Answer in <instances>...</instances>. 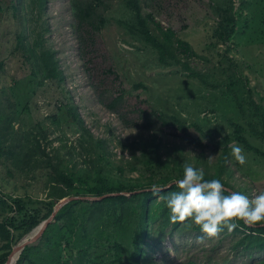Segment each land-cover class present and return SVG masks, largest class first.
I'll list each match as a JSON object with an SVG mask.
<instances>
[{
    "label": "trees",
    "instance_id": "16d2710c",
    "mask_svg": "<svg viewBox=\"0 0 264 264\" xmlns=\"http://www.w3.org/2000/svg\"><path fill=\"white\" fill-rule=\"evenodd\" d=\"M111 1L69 0L74 21L71 27L80 55L84 54L88 45L95 44L96 36L108 28L112 19L122 45L141 56L150 55L156 68L171 69L174 74L191 80L192 86H199L208 92L218 90V93L229 96L228 105L219 107V110H223L230 131L219 142L223 145L215 144L214 150L220 153L212 163L203 155L196 165L191 164L190 159H182L174 153L162 159L158 154L161 143L157 135L129 145L125 141H118L121 153L127 149L131 153L129 158L123 157L115 162V153L110 148L111 140L99 138L91 132L67 92H64L63 71L56 51L46 38L49 32L45 18L48 0H0V13L10 14L16 26L13 54L20 58L23 75L26 69L30 70L27 86L17 89L22 81L14 78L0 82V99L3 95L8 98L9 92L8 96L14 94L18 105L16 108L9 98L12 106H0V163H9L29 179L41 173L46 189L45 199L33 200L32 197L5 193L0 188V264H5L13 246L46 220L62 198L109 194L116 195L96 202L76 200L64 205L35 244L25 246L15 264H154L152 253L167 237L172 238L181 232L201 231L195 225L170 223L166 203L157 202L153 185L162 189L159 195L167 197L171 192L178 191L175 181L182 178L183 165L188 163L200 169V164L205 180L219 179L228 192L238 191L245 195L243 186L235 187L229 182L233 172L228 167L230 148L225 144L233 142L242 147L250 154L251 160H264V107L250 99L251 93L245 89L246 84L239 87L242 74L236 61L227 55L229 49L220 50V46L232 40L237 32L238 12L250 3L254 5L255 18L254 23L250 21L254 37L251 42L264 43V6L259 8L262 1L242 0L237 9L234 0H213L212 11L217 23L207 48L219 50L215 60L201 55L189 40L173 28L163 27L151 9L153 0H116L123 10L117 19L106 16L110 12ZM194 62L202 63L206 69L199 70ZM2 71L3 63L0 62V73ZM105 73L112 75L114 71L108 69ZM35 81L38 86L51 83L65 94L60 109L68 119L67 123L71 122L80 134L78 146L72 147V151L76 148L80 150L78 154L83 156L84 166L77 165L71 158L59 156L58 150L62 146L52 149V153L46 151L50 141L47 140L46 126L41 122L35 123L31 130H22L21 127L14 129V123L22 120L17 109L27 111L30 82ZM242 91L249 93L247 100L241 97ZM120 92L107 98L105 108L110 113H117L124 103L125 91L121 89ZM215 110L209 108L208 111ZM140 113L146 118V124L141 128L143 130L160 132L162 128H172L185 134L189 129H199L195 122L188 123L177 112L169 114L152 108ZM50 119L58 127V119ZM201 135L205 138L203 133ZM212 140L208 138V141ZM40 141H44L45 147ZM192 142L197 147H205L199 140ZM11 172L7 168L8 176H12ZM171 183L172 187H167ZM226 231L225 228L221 233ZM235 233H241L242 237L234 248L248 253L264 251V227L248 228L240 223L230 232ZM256 264H264V260Z\"/></svg>",
    "mask_w": 264,
    "mask_h": 264
},
{
    "label": "rangeland",
    "instance_id": "374dc122",
    "mask_svg": "<svg viewBox=\"0 0 264 264\" xmlns=\"http://www.w3.org/2000/svg\"><path fill=\"white\" fill-rule=\"evenodd\" d=\"M241 1L234 0L235 8L238 9ZM249 1L254 2V0ZM256 1H262L259 8L264 6V0ZM152 4L151 9L163 27L173 28L189 40L201 55L210 56L215 60L217 51L207 48L217 23L212 11L213 0H153ZM253 8L254 5L250 3L240 9L237 14V32L232 40L220 46V50L223 52L229 49L227 55L233 58L234 62L236 61L243 75L240 76L239 80L242 83L239 87L246 84L245 89L250 90L251 93L250 99L264 107V43L251 42L254 38L251 34V22L254 23L255 19ZM122 12L119 2L112 0L110 12H107L106 16L117 19ZM45 18L49 28L46 35L48 44L56 51L63 71L64 92H67L91 132L99 138L111 140L110 148L115 153L113 158L115 162L123 157L129 158L131 153L128 149L121 153L118 141H125L129 145L139 139L150 140L152 135H157V140L161 143L158 154L162 159H167L174 153L182 159H190L193 165L197 164L201 155L206 160L209 156H215L214 159L209 160L210 163L216 160L220 152L214 150L215 144L223 145L219 142L230 131L223 110H219V107L228 105L229 96L218 93V90L208 92L199 86V88L192 86L191 80L174 74L171 69L156 68L150 55L141 56L122 45L118 28L112 19L108 28L96 36L95 44L88 45L84 54L80 55L71 27L74 21L70 13L69 0H48ZM15 31L16 26L10 14L0 13V62L3 63L0 82L4 83L9 78H14L16 81H22L19 82L17 88L19 89L29 83L27 76L30 70L26 69V74L23 75L20 58L13 54ZM194 66H198L202 71L206 69L200 62H194ZM108 69L114 73L112 75L105 73ZM30 83L27 111L17 109L21 113L22 120L14 123V129L21 127L22 130H31L35 123L41 122L46 126L47 140L50 141L46 151L50 153L52 149L62 146L63 148L58 150L59 156L71 158L77 165H83V156L78 154L80 150L76 148L72 151V147L78 146L77 140L80 134L76 132L71 122L67 123L68 119L60 109L65 94L50 85L51 83H44L41 86H38L36 81ZM137 84L142 86L139 87ZM135 85L137 87H134ZM121 89L125 91L124 103L118 108L117 113H110L105 108L107 98L121 93ZM8 95L9 92H7L8 98L6 95L1 97L0 106L6 107V104L12 106L8 102L10 98L17 108L14 94L10 97ZM241 97L247 100L249 93L242 91ZM244 104L247 106L245 101ZM152 108L169 114L180 113L188 123L195 122L199 129H189L185 134L172 128H162L160 132L143 130L141 128L146 124V118L140 111L148 112ZM209 108L216 110L210 112ZM51 117L58 119V127L51 122ZM208 138L213 140L208 141ZM193 140H199L205 147L193 145ZM40 142L42 147H45L44 141ZM231 143L225 144L226 147L229 148ZM134 147L133 145L132 148ZM176 148L181 151L178 152ZM244 154L246 163L240 165L231 156L230 149L228 167L233 175L229 182L235 187L243 186L245 195L251 199L264 191V160H251L248 152L244 151ZM260 161L263 163L261 164ZM198 167L202 168L200 164ZM7 168L12 171V176L6 174ZM40 174H36L34 179H29L9 163H0V188L14 196L43 200L46 197L45 178ZM199 235L202 233L192 231L181 232L172 238L167 237L159 244L154 254L152 253V262L154 264H256L264 260V251L248 253L234 248L237 240L242 237L241 233L230 234L227 230L220 233L218 238L205 239L197 243ZM30 244H35V241ZM41 246L44 247L43 244ZM10 261L12 264V259Z\"/></svg>",
    "mask_w": 264,
    "mask_h": 264
},
{
    "label": "clouds",
    "instance_id": "9594fccd",
    "mask_svg": "<svg viewBox=\"0 0 264 264\" xmlns=\"http://www.w3.org/2000/svg\"><path fill=\"white\" fill-rule=\"evenodd\" d=\"M229 148L235 161L244 165L243 148L235 143L229 144ZM214 158L209 156L208 160ZM175 185L178 191L167 197L159 195L162 189L155 185L152 190L158 196L157 202L166 203L170 223L200 228L202 235L197 236V243L218 238L225 228L232 232L240 223L248 228L264 227V192L251 199L238 191L228 192L221 180H205L204 170L188 163L183 165L182 178Z\"/></svg>",
    "mask_w": 264,
    "mask_h": 264
},
{
    "label": "water",
    "instance_id": "95a60500",
    "mask_svg": "<svg viewBox=\"0 0 264 264\" xmlns=\"http://www.w3.org/2000/svg\"><path fill=\"white\" fill-rule=\"evenodd\" d=\"M173 183L169 184L172 185ZM169 185L167 187H169ZM120 194H124V195H130V193H120ZM110 195H116V194H109V195H103L101 197H90V196H70V197H65L62 198L61 200H59L56 205L53 208V211L51 213V215L44 220L41 224L38 225V229L37 231L32 234L30 237H27L29 234H31V231L27 236L23 237V239L21 240V242L15 246H13L10 254L8 255L7 261L5 262V264H10V260L11 257L14 253H17V258L16 261L20 255V253L22 252V250L25 248V246H27L28 244L36 241L41 234L44 232V230L46 229V227L54 220V217L56 216V214L58 213V211L66 204L72 202V201H76V200H82V201H89V202H96V201H100L103 198L110 196ZM15 261V262H16ZM15 264V263H14Z\"/></svg>",
    "mask_w": 264,
    "mask_h": 264
},
{
    "label": "bare ground",
    "instance_id": "6f19581e",
    "mask_svg": "<svg viewBox=\"0 0 264 264\" xmlns=\"http://www.w3.org/2000/svg\"><path fill=\"white\" fill-rule=\"evenodd\" d=\"M37 229H38V226L36 228H34L33 231L31 232V234L28 235L27 237H30L32 234H34L37 231ZM16 258H17V253H14L12 255V258H11L12 259V264L16 263L15 262L16 261Z\"/></svg>",
    "mask_w": 264,
    "mask_h": 264
}]
</instances>
